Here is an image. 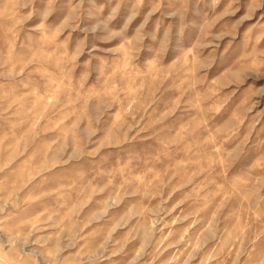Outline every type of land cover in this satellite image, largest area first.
Masks as SVG:
<instances>
[{
	"label": "rangeland",
	"instance_id": "374dc122",
	"mask_svg": "<svg viewBox=\"0 0 264 264\" xmlns=\"http://www.w3.org/2000/svg\"><path fill=\"white\" fill-rule=\"evenodd\" d=\"M0 264H264V0H0Z\"/></svg>",
	"mask_w": 264,
	"mask_h": 264
}]
</instances>
